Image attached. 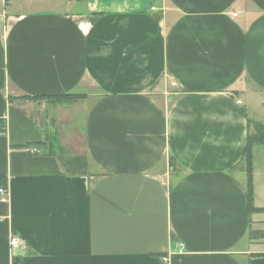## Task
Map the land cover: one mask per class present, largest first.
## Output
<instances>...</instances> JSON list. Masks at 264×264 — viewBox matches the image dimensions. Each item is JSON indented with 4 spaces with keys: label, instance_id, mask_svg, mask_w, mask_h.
<instances>
[{
    "label": "crops",
    "instance_id": "crops-1",
    "mask_svg": "<svg viewBox=\"0 0 264 264\" xmlns=\"http://www.w3.org/2000/svg\"><path fill=\"white\" fill-rule=\"evenodd\" d=\"M248 118L264 0H0V264H264Z\"/></svg>",
    "mask_w": 264,
    "mask_h": 264
},
{
    "label": "trees",
    "instance_id": "trees-1",
    "mask_svg": "<svg viewBox=\"0 0 264 264\" xmlns=\"http://www.w3.org/2000/svg\"><path fill=\"white\" fill-rule=\"evenodd\" d=\"M86 96V94L79 93H66V94H57V95H49L43 97H49L55 101H72L79 99L81 97ZM26 98H37L36 96H29ZM256 145H264V123L258 120L248 118V135H247V143L243 152V160L246 163V190L248 194V206L249 212H264V207H256L254 205V168H253V160H254V147ZM6 180L0 177V186L5 185ZM264 237V231L251 232L252 238H256L257 236Z\"/></svg>",
    "mask_w": 264,
    "mask_h": 264
},
{
    "label": "built area",
    "instance_id": "built-area-1",
    "mask_svg": "<svg viewBox=\"0 0 264 264\" xmlns=\"http://www.w3.org/2000/svg\"><path fill=\"white\" fill-rule=\"evenodd\" d=\"M8 189L4 186H0V196L2 201H7L8 200ZM23 240L21 239L20 236L16 234H12L10 244L12 248H20L22 245ZM163 264H169V258L168 256L163 257Z\"/></svg>",
    "mask_w": 264,
    "mask_h": 264
},
{
    "label": "rangeland",
    "instance_id": "rangeland-1",
    "mask_svg": "<svg viewBox=\"0 0 264 264\" xmlns=\"http://www.w3.org/2000/svg\"><path fill=\"white\" fill-rule=\"evenodd\" d=\"M8 197H9V195H8Z\"/></svg>",
    "mask_w": 264,
    "mask_h": 264
}]
</instances>
